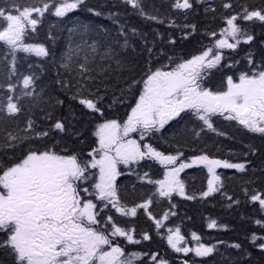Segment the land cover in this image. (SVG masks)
<instances>
[{"label": "snow or ice", "instance_id": "1", "mask_svg": "<svg viewBox=\"0 0 264 264\" xmlns=\"http://www.w3.org/2000/svg\"><path fill=\"white\" fill-rule=\"evenodd\" d=\"M3 3L10 6H0V43L10 50L11 74L16 73L18 52L41 58L50 56L49 49L43 43H26L24 39L26 31H36L45 13L64 18L69 13L86 9L97 17L104 15L89 7L87 0H38V3L23 7L17 0H3ZM122 3L130 5L136 14L146 20L165 23L158 15L145 11L143 0H122ZM172 7L189 10L193 8V4L190 0H173ZM224 7H231V4H225ZM108 15L119 22V13ZM238 19L264 23V9L249 10L244 7L241 13L224 18L227 26L221 30L223 38L217 39L213 46L207 47L200 54L180 62L169 57L172 64L158 68H153L151 63L147 64L140 79L131 80L127 88L121 91V97H114L112 101L113 104L123 103L125 92L141 85L123 120L105 117L104 96L99 94V88L93 91L88 87L95 77L88 74L92 69L88 67L89 55L85 54L83 63L77 65L79 71L73 77L75 83L69 80H58L57 83L67 91L75 89L70 99L78 101L85 109L103 119V122L95 126L96 144L87 152L86 157L81 149L64 147L58 151L55 145L48 144L42 147L27 146L23 155L18 157L7 155L10 149H18L26 141L42 140L50 137L53 132L65 133L68 131L67 118H58L49 128L40 131H36V122L29 118L27 130L33 133L32 136L7 132L3 142H0V153L4 154L0 155V250L12 258V264H134L137 259L147 255L140 252L126 254L118 239L123 238L129 244H141L151 239L147 232H141L137 238L134 227L116 224L111 215L100 217V213L109 206L124 216L135 217L138 208L147 210L153 203L149 198L144 203L129 208L121 202L117 185V179L124 175L121 165L129 169L139 166L142 161H157L164 165V179H148L147 172L139 178L159 186L153 196L169 199L174 192L185 195V184L180 179V173L195 165H204L211 174V179L207 181V191L201 193L203 197L219 191L223 186L221 184L217 187L214 184L220 180L216 174L217 168L245 171L244 163L214 159L207 154L185 157L184 152L179 149L174 155L165 154L146 142L157 136L162 137L166 125L171 122L180 124L186 119L200 122L192 128H184L194 139L201 138V134L206 131L223 136L225 133L213 124L215 116L236 121L249 132L264 135V64L255 65L251 52L245 57L248 70L227 75L223 81V90L214 91L205 86L212 70L220 68L223 59L219 51L214 52V48L235 50L242 42L251 43L254 39L252 34L237 23ZM172 25L175 26V21H172ZM184 27L195 31V25ZM91 30L93 29L89 25L77 24L68 31L83 37ZM97 31L107 30L101 26ZM118 34L123 38V43L120 44L122 49L132 47L129 43L131 36L143 37V33H139L136 28H130L126 32L125 26L120 27ZM209 35L216 36L217 33ZM84 45H87L92 54L100 55L101 60L119 56L111 45L100 53L96 42L88 44L84 40L76 49H71L62 61L60 66L65 71L71 72L72 56L84 51ZM148 51L151 53V49ZM92 60H95V55ZM116 63L121 69L125 67L119 59ZM238 63L239 61H235L224 67L233 68ZM105 71L106 68H101L100 74ZM38 79L36 74L23 76L24 90L21 96H33ZM8 87L9 91H15L13 85ZM43 91L42 89L41 95ZM55 103L63 105L64 101L56 99ZM107 107L111 108L112 104ZM0 111H4V106H0ZM20 111L18 103L13 102V98L9 96L7 114L15 115ZM44 119L51 120L52 114H46ZM133 133L137 134L138 139L132 138ZM71 135L78 136L80 133L73 132ZM248 147L250 152H254L251 145ZM186 198L195 199V196L189 195ZM250 201L258 202L264 212V194H252ZM148 215L155 220L157 229L163 226L161 219L152 217L151 213ZM168 215L165 213L162 219L167 220ZM255 223L264 228V221L256 220ZM208 226L216 228L217 224L213 220ZM172 231L169 229L167 243L177 253L193 252L197 257H207L216 251V245L206 246L195 234L196 247H181L179 245L184 237L180 235L179 227L174 234H171ZM250 241L264 250V235L252 234ZM257 241L260 243L257 244ZM229 247L241 249L242 246L240 243H233ZM151 260L156 261V264H168L164 259L157 260V255H151ZM184 264H188V261H184Z\"/></svg>", "mask_w": 264, "mask_h": 264}, {"label": "trees", "instance_id": "2", "mask_svg": "<svg viewBox=\"0 0 264 264\" xmlns=\"http://www.w3.org/2000/svg\"><path fill=\"white\" fill-rule=\"evenodd\" d=\"M190 2L193 4L192 9L178 10L172 7L173 0H143L142 6L145 11L164 19L163 24L144 19L136 14L130 5L122 3V0H87L89 7L104 13L100 17L86 9L69 13L64 18L45 13L36 31H26L24 39L26 43H43L49 49L50 56L41 58L34 54L18 52L15 74H11L12 57L8 54L10 50L0 43V106H4V111H0V142H3L7 132L19 136H32L33 133L27 130L29 118L36 122V131L49 128L58 118H67L68 128L65 133L53 132L50 137L42 140L26 141L18 149H10L7 155L18 157L23 155L27 146L42 147L48 144L55 145L58 151L64 147L81 149L86 157L87 152L95 147V126L103 122V119L85 109L78 101L70 99L75 89L67 91L57 83L58 80L75 83L73 77L79 71L77 65L83 63L85 54L89 55L88 67L92 69L88 74L95 77L89 82L88 87L93 91L99 88V94L104 96L105 117L123 120L130 111L129 105L138 95L137 89L141 85H136L130 92L126 91L122 97L123 103L113 104L112 101L114 97H121V91L127 88L131 80L140 79L147 64L151 63L153 68H158L171 65L172 60L180 62L200 54L220 38L221 30L227 26L224 18L241 13L244 7L249 10L264 9V0H190ZM17 3L23 7L38 3V0H17ZM225 4H231V7L226 8ZM0 6L10 5L0 0ZM109 13H119V22H116L115 18H109ZM35 15L34 13L33 16ZM172 21H175V26L172 25ZM237 23L252 34L254 39L251 43L242 42L235 50H218L223 59L220 68L213 69L210 75L214 76L215 80L205 81V86L214 91L224 89L223 81L227 75L248 70L249 65L245 58L247 53L253 54L255 65L264 64V23L240 19ZM77 24L89 25L93 30L83 37L71 34L68 30ZM185 25H195V31L190 27H184ZM101 26L107 31H97ZM121 26H125L126 32H129L130 28H136L139 33H143V37L131 36L129 43L132 47L122 49L120 44L123 43V38L118 34ZM212 32H216L217 35H209ZM84 40H87L88 44L96 42L100 53L111 45L119 56L101 60L100 55L92 54L87 45H84V51L72 56L71 72L65 71L60 66L62 61L69 55L71 49H76ZM148 49H151V53ZM93 55L95 60H92ZM169 57L172 60H169ZM117 59L125 65L123 69L117 65ZM235 61L239 63L233 68L224 67L225 64ZM101 68L107 69L102 75ZM30 74L39 76L35 92L31 97L21 96L24 90L22 77ZM10 84L15 87V91H9ZM42 89L44 91L41 95ZM9 96L13 98V102L18 103L21 109L18 114H7ZM56 99L63 100V105H57ZM109 104H112L111 108L107 107ZM48 113L52 114L51 120L44 119ZM199 123L194 119H186L180 124L173 121L166 125L162 137L157 136L146 142L153 144L165 154L174 155L177 149L183 151L185 157L207 154L214 159L244 163L246 169L241 172L237 169L218 168L216 174L220 180L214 184L217 187L221 184L223 186L219 191L203 197L201 193L207 191V181L211 179V174L203 165L187 168L180 173V179L185 184V195L181 196L174 192L169 199L153 196L159 186L148 183L147 179L139 178L147 172L148 179L162 180L166 172L164 165L157 161H142L139 166H133L132 169L121 165L124 175L117 179L121 202L127 204L129 208L144 203L149 198L153 203L147 210L138 208L135 217L124 216L111 206L101 212L100 217L111 215L116 224L134 227L137 238L141 232H147L151 237L141 244H129L123 238H118L126 254L147 253L134 264H156V261L151 260V255H157V260L164 259L168 264H184V261H188V264H264V250H260L250 241L252 234L264 235V228L255 223L256 220L264 221V212L258 202L250 201L252 194H264V135L249 132L236 121L224 120L220 116L213 117V124L219 131L225 133L223 136L206 131L201 134V138L194 139L190 132L184 131L185 126L192 128ZM73 132L80 135L73 136L71 135ZM131 136L138 139L135 133ZM249 145L254 152L249 151ZM189 195L195 196V199H187ZM99 207L100 205L98 209ZM148 213L156 219H161L163 226L157 229L155 220ZM165 213L169 214L167 220L162 219ZM213 220L217 224L216 228L208 226ZM177 227L180 229V235L184 237L182 247H196L197 241L193 236L195 234L206 246L216 245V251L207 257H197L193 252L187 254L175 252L167 243V236L170 234L169 229H172L171 234H174ZM233 243H240L241 249L229 247ZM258 243L260 241H257ZM0 264H12V258L3 250H0Z\"/></svg>", "mask_w": 264, "mask_h": 264}, {"label": "rangeland", "instance_id": "3", "mask_svg": "<svg viewBox=\"0 0 264 264\" xmlns=\"http://www.w3.org/2000/svg\"><path fill=\"white\" fill-rule=\"evenodd\" d=\"M220 38H223L222 36H220ZM219 38V39H220ZM229 42H232L231 40L229 41ZM213 46V45H212ZM211 47V46H210ZM216 51H218L217 49H215L214 48V52H216ZM208 81H213V80H215V78H214V76H209V79H207ZM196 166V165H195ZM204 166V165H203ZM218 169V168H217ZM217 169H216V171H217ZM164 179V178H163ZM182 243H183V240L180 242V245L179 246H181L182 245ZM182 247V246H181Z\"/></svg>", "mask_w": 264, "mask_h": 264}]
</instances>
